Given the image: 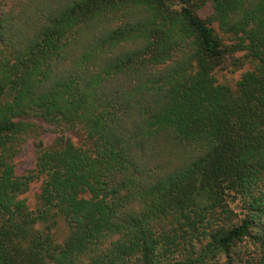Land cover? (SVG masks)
I'll return each instance as SVG.
<instances>
[{"label":"trees","instance_id":"obj_1","mask_svg":"<svg viewBox=\"0 0 264 264\" xmlns=\"http://www.w3.org/2000/svg\"><path fill=\"white\" fill-rule=\"evenodd\" d=\"M4 91L0 264H264V0H0Z\"/></svg>","mask_w":264,"mask_h":264},{"label":"rangeland","instance_id":"obj_2","mask_svg":"<svg viewBox=\"0 0 264 264\" xmlns=\"http://www.w3.org/2000/svg\"><path fill=\"white\" fill-rule=\"evenodd\" d=\"M210 13V7L207 5L203 7L198 14L201 17H205ZM215 28V26H214ZM218 30V29H217ZM216 30V31H217ZM218 35L222 38H226L223 34L217 31ZM226 42V39H224ZM241 56V53H234L232 57L226 58L224 65L214 70L213 77L216 83L222 84L230 88L231 90H235L236 82L242 72L245 70H249L254 65V60L249 59L242 61V64L234 67L232 65V58H236ZM7 97L5 96V91L0 94V102L4 101ZM60 139L61 141L68 140L75 146L84 147L87 146L88 141L85 139L84 134L76 129H69L62 132H53L47 126H43L42 132L37 138H28L25 142H23L21 148L19 149L18 154L14 157V168L17 173H23L27 170H30L33 166V160L35 156V152L37 151V146L46 147L51 146L55 140ZM41 179H35L31 181L28 185L27 190L21 195L24 199L27 207L29 209H34L37 199L38 193L40 189ZM68 232L67 224L63 220L62 217L58 216L56 218V222L54 227L51 229V237L55 242H61ZM257 246V243H253L251 239H247L245 242L240 244V247L237 250L241 251H249L251 248Z\"/></svg>","mask_w":264,"mask_h":264}]
</instances>
